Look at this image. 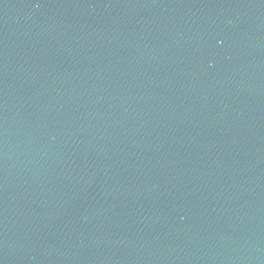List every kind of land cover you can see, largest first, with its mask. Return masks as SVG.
Listing matches in <instances>:
<instances>
[{
    "label": "water",
    "instance_id": "1",
    "mask_svg": "<svg viewBox=\"0 0 264 264\" xmlns=\"http://www.w3.org/2000/svg\"><path fill=\"white\" fill-rule=\"evenodd\" d=\"M0 264H264V0H0Z\"/></svg>",
    "mask_w": 264,
    "mask_h": 264
}]
</instances>
